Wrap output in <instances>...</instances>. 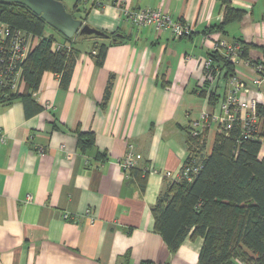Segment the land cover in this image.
<instances>
[{
	"label": "crops",
	"instance_id": "crops-1",
	"mask_svg": "<svg viewBox=\"0 0 264 264\" xmlns=\"http://www.w3.org/2000/svg\"><path fill=\"white\" fill-rule=\"evenodd\" d=\"M228 1L244 16L221 34L207 31L221 20L219 0H123L130 9L160 10L189 25L191 33L179 38L128 24L116 0L99 9L89 3L86 14L76 15L92 28L121 35V42L75 45L67 87L56 74L42 75L32 96L40 111L29 105L26 114L20 99L0 100V264H199L202 238L188 236L171 252L154 230L151 209L174 182L162 173L177 175L190 153L193 116L209 109L197 90L204 89L201 64L213 44L252 45L247 57L264 64V0ZM75 4L82 9L74 0L71 10ZM46 34L61 41L49 29ZM101 44L107 51L97 66L90 53ZM237 69L249 77L244 67ZM243 94L261 99L258 91ZM78 132H92L94 146L80 148ZM213 133L207 130L203 154L211 150ZM128 152L134 171L147 170L144 190L133 170L119 166Z\"/></svg>",
	"mask_w": 264,
	"mask_h": 264
},
{
	"label": "trees",
	"instance_id": "trees-1",
	"mask_svg": "<svg viewBox=\"0 0 264 264\" xmlns=\"http://www.w3.org/2000/svg\"><path fill=\"white\" fill-rule=\"evenodd\" d=\"M219 1L222 7L221 20L207 31L226 34V27L240 21L244 12L233 9L228 0ZM68 12L83 21V15L77 16L76 13L86 14L87 10L75 4L73 10ZM0 21L39 39L35 49L21 65L23 90L11 92L9 88L0 86V100L11 102L20 99L25 105L26 114L29 105L34 106L35 112L42 109L32 99L38 91L42 75L45 72L56 74L60 77L61 86L67 87L78 54L75 45L86 40L101 39L78 36L66 39L50 28L40 16L14 3H0ZM48 27L61 37L60 42L64 46H70L69 50L63 48L57 52L51 51L56 39L54 35L46 34ZM116 35L109 34V39ZM116 42L121 40L117 39ZM238 43L242 47V57H247L253 46L240 41ZM94 51L95 54L91 52L90 55L97 66H102L107 46L101 44ZM208 57L214 67L225 68L227 75L233 72V66L222 54L210 52ZM203 87L197 91L200 97L205 98L207 82H204ZM110 88L111 78L105 89L104 101L109 96ZM216 101L217 97L211 95L207 103L211 106ZM206 136L207 130L195 138L188 132L190 153L186 160L199 158V170L190 182L174 181L157 197L151 209L154 230L171 252H175L188 236L202 238L199 264H229L235 259L243 264H264V158L258 159L261 142L238 143V130L233 128L228 132H216L210 152L203 154L207 145ZM77 143L82 149L92 148L94 134L78 132ZM133 174L141 190H144L147 171L133 170Z\"/></svg>",
	"mask_w": 264,
	"mask_h": 264
},
{
	"label": "built area",
	"instance_id": "built-area-1",
	"mask_svg": "<svg viewBox=\"0 0 264 264\" xmlns=\"http://www.w3.org/2000/svg\"><path fill=\"white\" fill-rule=\"evenodd\" d=\"M80 1L82 9L85 10L89 3L91 9H99L106 2V0ZM116 4L124 21L136 28L150 26L156 31H169L175 38L191 33L189 25L179 20H172L168 14L160 10L130 9L123 4V0H116ZM38 41V37L33 34L12 29L7 23L0 21V86L9 88L11 92L20 91L23 85L20 79L21 65L35 49ZM63 48L69 50L70 46H64L62 42L57 41L52 43L51 51L57 52ZM211 52L222 54L234 70L227 75L226 69L214 67L209 57L203 60L201 64L203 80L207 82L205 99L208 100L209 96L214 95L217 97V105L212 108L208 104L209 109L202 113L200 119L190 122V136L195 138L204 130L211 129L212 126L216 132H228L237 128L238 143L260 141L263 145L264 64L248 57H242V47L238 42L218 40L213 44ZM239 66L249 71V77L241 75L237 69ZM219 89L221 94L217 92ZM251 90L258 91L261 99L243 94L244 91ZM38 151L44 152L42 149ZM199 160V158L187 159L177 175L171 172H164L162 175L172 181H176L177 177L178 181L190 182L199 170ZM135 165L134 155L129 152L119 160V166L125 172L133 170ZM151 172L155 171L152 169ZM84 215L89 218L90 223L94 222L91 210H86ZM64 218L67 219L68 215L65 214Z\"/></svg>",
	"mask_w": 264,
	"mask_h": 264
},
{
	"label": "water",
	"instance_id": "water-1",
	"mask_svg": "<svg viewBox=\"0 0 264 264\" xmlns=\"http://www.w3.org/2000/svg\"><path fill=\"white\" fill-rule=\"evenodd\" d=\"M0 3H14L26 7L40 18L52 29L66 39L75 36L81 38L95 37L109 39V34L84 24L81 19L75 18L68 12L64 5L58 0H0ZM122 36L117 34L112 42Z\"/></svg>",
	"mask_w": 264,
	"mask_h": 264
},
{
	"label": "rangeland",
	"instance_id": "rangeland-1",
	"mask_svg": "<svg viewBox=\"0 0 264 264\" xmlns=\"http://www.w3.org/2000/svg\"><path fill=\"white\" fill-rule=\"evenodd\" d=\"M58 1H60L63 5H64V7L68 10V11H72L71 10V8H72V6H73V3H74V0H58ZM51 28V27H50ZM49 27H48V29H50ZM92 40H95V39H92ZM97 40V39H96ZM99 40H102V39H99ZM91 42H93V41H91ZM201 115L202 114H200V115H195V116H193L194 118H193V120H199L200 119V117H201ZM205 131V130H204ZM215 130H214V127L212 126L211 127V129H210V133H211V137L213 136V132H214ZM216 134V133H215ZM214 140V139H213ZM210 141L208 142V145L210 146ZM206 153H208V152H206ZM260 157L262 158H264V144L261 146V149H260Z\"/></svg>",
	"mask_w": 264,
	"mask_h": 264
}]
</instances>
